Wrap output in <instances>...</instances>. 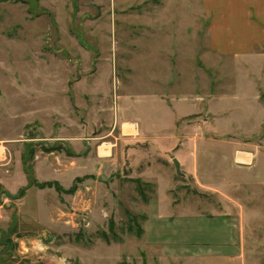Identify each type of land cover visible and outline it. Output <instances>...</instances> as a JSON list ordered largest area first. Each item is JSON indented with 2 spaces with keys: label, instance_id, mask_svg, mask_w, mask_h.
<instances>
[{
  "label": "rangeland",
  "instance_id": "rangeland-1",
  "mask_svg": "<svg viewBox=\"0 0 264 264\" xmlns=\"http://www.w3.org/2000/svg\"><path fill=\"white\" fill-rule=\"evenodd\" d=\"M256 1L0 0V264H264Z\"/></svg>",
  "mask_w": 264,
  "mask_h": 264
},
{
  "label": "crops",
  "instance_id": "crops-1",
  "mask_svg": "<svg viewBox=\"0 0 264 264\" xmlns=\"http://www.w3.org/2000/svg\"><path fill=\"white\" fill-rule=\"evenodd\" d=\"M258 3H260V6H258ZM256 6L257 7H255L256 8V10H257V12H256V14L257 15H260L261 16V18H262V21H260V20H258L257 22L255 21H253L252 22V24H253V35L252 36H250V37H252V39H253V45L250 43V42H244V41H246L247 39H245L243 36H241V39H239V40H235L234 41V43H233V45H231V43H229L228 44V46H236V45H239L240 46V48L241 47H243V49H240V52L239 53H241L240 55H242V56H248V55H251V56H253L254 58L253 59H255V62L256 63H262L263 61L261 60V58L264 56V2L262 1V0H257L256 1ZM239 8V7H238ZM240 9V8H239ZM259 9H261L262 10V12H258V10ZM245 21V20H244ZM244 23H246L247 25H252L251 23H249V22H242L241 24H240V26L238 27L239 29L241 28V26L244 24ZM250 30V29H249ZM248 31V30H247ZM248 41V40H247ZM251 47H254V51L252 50V49H250ZM259 48H261L262 49V52H257L256 50L257 49H259ZM261 53V54H260ZM263 64V63H262ZM232 154V153H231ZM252 154V153H251ZM234 156H236V157H239V159H245V160H248L249 161V159H250V162H252V163H255V161H256V159L259 157V155H258V153H255V154H253V155H251V156H248V157H241V156H243V152L242 151H240V152H236L235 154H234ZM234 156L231 158V161L233 160V158H234ZM174 159H177L179 162H180V165H182V161L180 160L181 158L178 156V157H175V158H173V162H174ZM235 159V158H234ZM247 163V162H246ZM21 167H23V165L21 166ZM175 168H176V166H175ZM22 169L23 168H21V170H19L18 172H17V177H18V179H17V181H18V183H17V185H15L14 187L15 188H18V190L16 191V190H12V189H10L8 186H10V184L9 183H5V182H3V183H0V188L1 189H3L4 190V192L6 191V192H8V193H10L11 195H15V194H17L19 191H20V189H22V187L23 186H25V184L27 183V176L25 175V173L23 172L22 173ZM177 171V170H176ZM197 171V173H198V170H196ZM181 176H185V173H184V175H181ZM8 184V185H7ZM13 186V185H12ZM0 189V190H1ZM5 192V193H6ZM4 193V194H5ZM5 196V195H4ZM3 196V199H0V214H1V210L4 208L5 209V204L7 203V200H8V197L6 196V197H4ZM25 197V195L22 197V198H24ZM5 198V199H4ZM21 198V199H22ZM20 200V199H19ZM151 201V204L152 203H154L153 202V200H150ZM152 205H154V204H152ZM171 213V212H170ZM169 212L165 215L164 214V211L159 207V211H158V213H157V216H156V218H155V220H154V216H155V214L156 213H153L152 214V217H151V219H150V224H152L151 225V227H153L152 228V230L150 231V232H152L153 234H152V239H153V241L154 242H161L162 241V239H163V237H164V235H166V236H170V238H175V234L177 233V232H179L175 227H173V226H169V227H166L165 229H163L162 227L164 226V224H166V222L168 221L167 219H168V214H170ZM0 218H2L1 217V215H0ZM1 220V219H0ZM152 220H153V222L154 223H152ZM0 229H1V226H0ZM185 229V230H184ZM187 229H188V227H186V228H181V230H183L184 232H186V233H188V231H187ZM172 233V234H171ZM156 234H158V235H156ZM170 234V235H169ZM169 238V239H170ZM152 239H151V241H152Z\"/></svg>",
  "mask_w": 264,
  "mask_h": 264
},
{
  "label": "trees",
  "instance_id": "trees-1",
  "mask_svg": "<svg viewBox=\"0 0 264 264\" xmlns=\"http://www.w3.org/2000/svg\"><path fill=\"white\" fill-rule=\"evenodd\" d=\"M26 174H27V176H28L29 183H30L31 180H33V178L31 177L30 172H28V170L26 171ZM32 183H34V182H32ZM3 191H4V190L1 189V190H0V193H4ZM22 191H23V189H20V191L18 192V194H16V195H11V194L9 193V195H10V197H12V198H18V197H21V196L24 195V193H23ZM7 196H8V195H7ZM0 233H1V229H0Z\"/></svg>",
  "mask_w": 264,
  "mask_h": 264
},
{
  "label": "water",
  "instance_id": "water-1",
  "mask_svg": "<svg viewBox=\"0 0 264 264\" xmlns=\"http://www.w3.org/2000/svg\"><path fill=\"white\" fill-rule=\"evenodd\" d=\"M174 164L176 166V170H177V173L179 175H184V173H182L181 171V165H180V162L177 160V159H174Z\"/></svg>",
  "mask_w": 264,
  "mask_h": 264
},
{
  "label": "bare ground",
  "instance_id": "bare-ground-1",
  "mask_svg": "<svg viewBox=\"0 0 264 264\" xmlns=\"http://www.w3.org/2000/svg\"><path fill=\"white\" fill-rule=\"evenodd\" d=\"M132 128V127H131Z\"/></svg>",
  "mask_w": 264,
  "mask_h": 264
}]
</instances>
